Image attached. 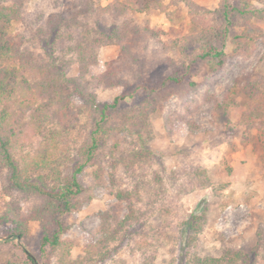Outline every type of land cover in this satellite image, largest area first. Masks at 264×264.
<instances>
[{"label":"rangeland","instance_id":"374dc122","mask_svg":"<svg viewBox=\"0 0 264 264\" xmlns=\"http://www.w3.org/2000/svg\"><path fill=\"white\" fill-rule=\"evenodd\" d=\"M21 1L24 20L15 30L25 35L26 47L37 59L50 61L52 54L69 76H79V55L70 46L82 34L88 38L83 44L93 43V58L98 60L89 66L86 77L102 74L109 61L118 65L122 84L92 88L100 102L112 103L136 86L129 71L131 54L145 62L146 73L153 80L169 71L170 59L192 61L199 43L181 52L171 47L170 40L180 39L182 44L185 37L203 27L221 32L223 38L214 42L226 51V61L213 73L205 65L198 67L194 79L199 85L188 92L186 100L174 94L162 102L149 116L145 143L137 135L120 133L124 138L119 149L107 159L100 158V165L83 171L79 179L88 190L80 197L79 208L63 217L61 240L65 244L61 247L42 250V225L30 217L38 203L34 198L21 200L29 230L26 238L11 235L15 225L2 219L8 200L3 191L7 173L0 172V264H30L25 249L38 264H190L193 256L218 255L228 246L250 252L264 264V146L256 129L240 124L243 111L251 104L247 94L236 95L235 106L221 105L233 86L246 90L264 87V35L249 54L235 53L233 37L238 28L231 26L227 36L223 34L226 22L218 12L222 0H190L194 10L184 1L162 0V8L132 9L122 16L107 9L113 0ZM254 6L264 10V0L254 1ZM53 20L60 27L50 33L47 24ZM252 21L264 31V19L254 17ZM43 25L45 32L39 33ZM122 28L128 32L127 42L115 34ZM131 29L137 30L136 35ZM154 31L156 38L152 37ZM127 43L130 54L122 49ZM147 95L139 89L120 101V108L137 105ZM72 99L75 108L82 110L71 133V145L77 148L90 133L92 119L84 100L78 95ZM22 141L15 151L17 160L33 154L40 137L28 131ZM100 166L104 174L96 183L93 172ZM37 173L31 176L35 178ZM120 190L133 193L139 221L126 227V236L115 240L104 257L106 249H95L103 238L102 213L111 211V216L123 219L130 212L128 200L117 197ZM195 212L205 216L203 229L190 245H184L183 224Z\"/></svg>","mask_w":264,"mask_h":264},{"label":"trees","instance_id":"16d2710c","mask_svg":"<svg viewBox=\"0 0 264 264\" xmlns=\"http://www.w3.org/2000/svg\"><path fill=\"white\" fill-rule=\"evenodd\" d=\"M178 1L188 3L191 8L195 5L190 0ZM222 1V8L218 12L226 22L223 34L227 36L230 27L236 26L238 32L233 37L234 52L238 55L249 54L251 46L264 35L260 26L252 21L254 17L264 19V10L254 6V1L262 0ZM22 4L21 0H0V172L7 173L3 191L8 197L2 219L15 225L11 234L13 237L26 238L29 230L21 200L23 197L36 199L38 203L30 217L38 219L42 225L41 247L44 250L47 246L58 248L65 244L61 240L65 229L63 217L79 208L80 197L88 190L79 179L83 171L89 166L100 165V158L107 159V155L119 149L124 138L119 137L120 133L137 135L145 143L149 116L157 112L162 102L172 95L177 94L185 99L188 92L195 90L199 83L194 77L201 65H205L212 73L220 70L226 61V51L215 44L214 41L223 36L214 27H203L199 32H193L183 39L182 44L180 39L170 40L171 47L178 48L181 52H185L190 45L199 43L198 54L189 62L177 63L168 59L169 71L157 80L146 73L145 62L131 54L132 66L129 71L137 81L136 86L131 92L117 96L112 103L100 102L92 88L94 85L102 87L122 84L124 78L117 75L118 65L109 61L102 74L86 77L89 66L96 65L98 60L93 58V43L83 44L88 38L82 34L75 45L70 46V50L79 55V76H69L66 67L53 59L52 54L50 61L37 59L27 49L25 35L15 30L16 25L22 24L24 20ZM162 7V0H113L107 9L122 16L132 9L149 11ZM91 8L92 5L89 4L88 9ZM44 27L45 25L40 27L38 32L44 33ZM47 27L50 33L58 32L59 21H49ZM131 31L136 35V29ZM115 34L121 42L128 41L125 28L115 31ZM157 35L154 31L152 37L156 38ZM225 36L223 43L227 38ZM72 39L69 38L70 41ZM95 40L101 45L100 38ZM163 46L167 49L166 43ZM130 47L129 43L122 46L125 54L126 51L130 54ZM139 89L147 92V97L137 105L120 108V101L132 97ZM240 93L247 94L251 101L243 111L240 124L248 130L256 129L264 146V87L246 90L233 86L221 105L235 106V96ZM74 95L84 100L92 119L90 133L77 148L71 145V133L77 128L82 110L75 108L72 99ZM28 131L39 136L40 142L33 154H23L17 160L15 151L24 143L22 139ZM72 149L74 154H71ZM34 171H38L35 178L31 176ZM93 174L98 179L96 183H100L104 174L103 167L100 166ZM132 196L133 193L128 190L117 192L118 198L129 202L130 212L123 219L111 216V211L102 213L103 238L95 249L98 252L106 249L104 257L111 252L110 245L115 240L126 236L123 232H128L126 227H132L139 221ZM204 217L195 212L184 222V245H190L202 232ZM25 251L30 264H38L37 259L28 250ZM190 264L260 263L250 252L228 246L218 255L193 256Z\"/></svg>","mask_w":264,"mask_h":264}]
</instances>
